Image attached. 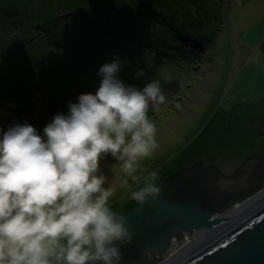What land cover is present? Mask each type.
I'll return each instance as SVG.
<instances>
[{"label": "clouds", "instance_id": "clouds-1", "mask_svg": "<svg viewBox=\"0 0 264 264\" xmlns=\"http://www.w3.org/2000/svg\"><path fill=\"white\" fill-rule=\"evenodd\" d=\"M121 67L119 56L103 64L95 94L69 102L43 135L27 122L0 127V264H119L118 242L132 235L110 201L117 185L141 203L160 192L157 171L136 173L158 147L149 109L168 100L157 79L125 85Z\"/></svg>", "mask_w": 264, "mask_h": 264}, {"label": "trees", "instance_id": "trees-1", "mask_svg": "<svg viewBox=\"0 0 264 264\" xmlns=\"http://www.w3.org/2000/svg\"><path fill=\"white\" fill-rule=\"evenodd\" d=\"M220 1L0 0V105L24 103L30 111L52 102L55 113L43 111L52 120L68 112V103L78 102L80 94H95L100 67L116 56L122 64L119 78L127 86L142 87L151 77L136 73L158 74L159 57L170 60L171 67H184L191 58L188 51L209 45V33L222 20V8L215 9ZM181 53L186 58L175 61ZM40 84L49 89L40 100L30 95L18 99V93L32 89L41 94Z\"/></svg>", "mask_w": 264, "mask_h": 264}, {"label": "rangeland", "instance_id": "rangeland-1", "mask_svg": "<svg viewBox=\"0 0 264 264\" xmlns=\"http://www.w3.org/2000/svg\"><path fill=\"white\" fill-rule=\"evenodd\" d=\"M220 2L215 9L222 8V20L219 29L209 33V45L188 51L191 58L184 67H171L170 60L159 57L154 63L158 74L144 70L146 77L151 78L138 87L142 90L148 84L145 81L157 79L168 98L164 105L149 109L148 116L157 126L158 147L150 158L140 162L136 173L142 177L149 171H157L156 184L179 167L198 159L221 166L238 161L234 166L244 168L242 161L250 158L252 164L264 153L259 150L264 144V0ZM5 44L10 45L9 41ZM185 55L181 53L175 61L186 58ZM161 76L172 82L166 84L158 78ZM40 86L37 89L41 94L32 89V93H22L25 96L19 94L18 99L23 96L27 99L30 95L40 100L49 90L44 84ZM61 88V83L56 86L57 94ZM58 102L65 103L64 100ZM19 104L20 107L0 105V127L6 131L10 124L27 122L43 135V128L51 121L50 114L46 117L43 111L50 109L55 113L56 106L51 102L44 110L35 107L27 111L24 103ZM252 122L256 127H250ZM258 133L261 137L254 142V134ZM255 146L259 148L252 152ZM113 163L110 156L101 162L109 177L112 173L107 165ZM251 164L245 163L246 166ZM252 168L253 165L249 166ZM128 179L134 190L143 186ZM134 202L124 189L116 186L110 201L114 211L120 213ZM189 237L194 240V235Z\"/></svg>", "mask_w": 264, "mask_h": 264}, {"label": "water", "instance_id": "water-1", "mask_svg": "<svg viewBox=\"0 0 264 264\" xmlns=\"http://www.w3.org/2000/svg\"><path fill=\"white\" fill-rule=\"evenodd\" d=\"M250 160L236 168L198 159L157 183L155 198L135 201L118 213L132 235L130 242H118L119 264H166L190 235L195 240L217 229L239 214L230 208L242 204L258 207L177 264H264V153L257 162Z\"/></svg>", "mask_w": 264, "mask_h": 264}, {"label": "bare ground", "instance_id": "bare-ground-1", "mask_svg": "<svg viewBox=\"0 0 264 264\" xmlns=\"http://www.w3.org/2000/svg\"><path fill=\"white\" fill-rule=\"evenodd\" d=\"M1 44H2V42L0 43V45ZM22 93H24V94L26 93L27 94V92H20L18 94H22ZM24 94H22V95H24ZM63 112H67V111H63ZM24 120H26L25 117H24ZM233 165H237V164L233 163ZM254 207L255 206H247L246 207L243 204L242 205H233L230 208L231 213H236L237 214L239 212V214L235 215L234 218L229 220L227 223H224L223 225H221L217 229L216 228L215 229H211L210 231H208V233L204 232V234H201L200 237L195 238L194 241H193L192 238L189 237V239H191V241L189 240V242L186 244V246L184 248L177 250L176 252H174V254L172 253L173 257L166 264H173V263L177 264V263H180L181 260L183 261V259H187L190 255L196 253V251H198L200 248H202L205 245H207L208 242H210L211 240H213L214 238L219 236L223 231H227L229 229V227L231 228V227L235 226L237 223H239L240 221H242V219L244 217H246L248 215V213L250 214V213H252V211L254 212V210L258 206H256V208H254ZM242 208L243 209L245 208V210H241ZM174 247H175V245H173L171 249H174ZM175 260H177V261H175Z\"/></svg>", "mask_w": 264, "mask_h": 264}, {"label": "flooded vegetation", "instance_id": "flooded-vegetation-1", "mask_svg": "<svg viewBox=\"0 0 264 264\" xmlns=\"http://www.w3.org/2000/svg\"><path fill=\"white\" fill-rule=\"evenodd\" d=\"M254 124H256L255 122L253 123L252 122V124L250 125V127L251 126H253ZM253 127H256L255 125L253 126ZM260 133H261V131H260ZM260 133H258L259 135H255L254 134V137H253V140H255L254 142H256L257 141V139L259 138V137H261V135H260ZM259 148V146H255V147H253V150H252V152H254L255 150H257ZM259 150H261V151H263L264 150V144L260 147V149ZM256 152V151H255ZM256 159V158H255ZM238 160H239V158H238ZM256 161H258V159H256ZM252 162H254V161H252ZM233 163H231V165H232Z\"/></svg>", "mask_w": 264, "mask_h": 264}]
</instances>
